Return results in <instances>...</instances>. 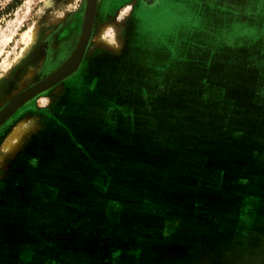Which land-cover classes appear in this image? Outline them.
I'll use <instances>...</instances> for the list:
<instances>
[{
    "label": "crops",
    "instance_id": "obj_1",
    "mask_svg": "<svg viewBox=\"0 0 264 264\" xmlns=\"http://www.w3.org/2000/svg\"><path fill=\"white\" fill-rule=\"evenodd\" d=\"M137 1L136 16L161 3ZM198 1L245 28L264 11V0ZM240 44L222 62L199 46L208 58L186 60L167 89L166 67L134 63L127 42L100 74L88 55L84 75L39 98L42 122L0 161V264H231L239 241L263 253L264 41ZM188 96L212 107L188 109Z\"/></svg>",
    "mask_w": 264,
    "mask_h": 264
},
{
    "label": "rangeland",
    "instance_id": "obj_2",
    "mask_svg": "<svg viewBox=\"0 0 264 264\" xmlns=\"http://www.w3.org/2000/svg\"><path fill=\"white\" fill-rule=\"evenodd\" d=\"M10 3H13V0H0V109L17 93L40 81L30 85L44 74V70L48 66L52 33L67 17L81 8L83 0H23L14 8L8 5ZM125 4L127 6L131 3ZM85 6L86 1L82 14H84ZM221 9V7L210 6L198 0H161L158 8L154 10H139L136 32L130 36L126 35V37L125 28L129 17L127 11L123 9L125 12L117 13L112 18H105L108 21L99 26H96L99 18L96 14L94 22L96 29H93L94 38L89 54H98V52L100 54V51L108 48L96 47L100 38L107 40L112 47H109L111 51H118V46H123L128 38V42L134 44L132 46L134 63L137 61L139 64L143 63L140 62V59L143 58H150L156 63L159 62L154 70L155 75L162 73L161 66L166 67L164 74L165 76L168 75V79H171L170 84L166 82V86L167 89H170L173 77L178 74L181 77L186 66V60L208 58L210 50L200 49L199 46L211 47L213 53L215 50L218 51L217 58L219 62H222L221 59L233 56L232 51L225 49L226 47L237 46L239 43H241L240 45H250L256 37L264 41L262 33L264 31V11L262 15L255 14L250 19H246L244 21L245 28L242 21L238 22L231 16V13L221 11ZM32 29H35V38L28 45L26 37L28 33L31 34ZM243 29L249 30L250 33H243ZM234 56L237 55L234 54ZM169 63L170 65H166ZM221 65L223 64H218L219 67ZM127 66V64H122L123 71L127 69ZM139 68L141 69L142 66ZM115 70L117 71L118 67H115ZM70 77L65 80L68 81ZM167 81L169 82V80ZM156 83L163 84L161 82ZM190 84L193 87V84ZM184 91L188 94L197 92L187 87ZM202 93L206 92L203 90ZM51 95L55 96L56 94ZM217 100L220 101L221 98H217ZM183 101L184 99H181L179 102L183 103ZM210 101V98H195L194 96L185 98L188 109L196 107L201 110V106L204 109H209L212 107ZM43 103L36 100L32 106L20 109L0 128V161L7 160L10 162L9 157L19 153L23 141L29 135L28 133L37 130V125L42 122L43 114L40 112L35 117V112L38 110L37 105L42 106ZM168 108L172 109L173 104ZM17 131L20 133L19 141L15 142L17 149L10 153L4 149V144ZM10 164L7 163L6 166L2 163L4 167L6 166V171ZM142 164L140 162V165ZM223 245L226 248V243ZM229 253L231 254V264H264V258L261 257L264 252L262 253L256 242H234L229 247ZM223 260L225 261V259L219 258V262Z\"/></svg>",
    "mask_w": 264,
    "mask_h": 264
},
{
    "label": "flooded vegetation",
    "instance_id": "obj_3",
    "mask_svg": "<svg viewBox=\"0 0 264 264\" xmlns=\"http://www.w3.org/2000/svg\"><path fill=\"white\" fill-rule=\"evenodd\" d=\"M85 1L86 0H83V4H82L81 8L77 12H75L74 14L67 17L66 20L54 30V33H52V37L50 40L51 48L49 51L48 66L44 70V74L39 79L33 81L30 85H32L36 81L41 80L51 70H53L57 66L61 65L62 62L65 61V59L68 58L70 56L71 52L74 50V47L76 46V43L78 41V38L80 37V33L82 30V23H83L82 10L84 8ZM125 3H126V1L120 2L118 4V6L115 8V1L114 0H98V4H97L98 13H97V15L99 16V18H98V21L96 23V26H99V25L103 24L104 22L108 21L105 19L107 17L112 18L117 13H121V12L123 13V12L127 11L129 17L127 18V20H128L127 26H126V28L124 27L125 31H126L125 37H126V35L130 36V34H135L136 31L133 32V28H134V23H135L136 17H138L135 14L136 9H138L137 8L138 1L136 0L133 3L132 7H129L128 5L125 6L126 5ZM123 9L125 11H123ZM103 19H105V20L102 22ZM93 38H94V34L92 35V37L90 39V43L86 47L85 57H84V60L80 66V69L78 70L77 73H75L72 76V78L75 77L76 75L80 74V73H82L84 75V73L87 71V70H85V72H84L83 66H84L85 59L88 58V55H90L89 52L92 50L91 46L93 44V41H92ZM127 42H128V38H127V41L125 40L123 46H121V45L118 46V51H111V50L105 49V50L100 51V54H99V52H98V54H94V53L91 54L92 56H95V58H94L95 60L93 61L95 63L94 65L99 64L98 70H96L95 72H92V74L96 75L97 71L100 74V69L102 66H104L103 65L104 63H101L103 60H106V59L111 60L114 58V56H118V55L122 54V51H123L124 47L126 46ZM85 69H88V68H85ZM69 79H71V77ZM69 79H68V81H69ZM68 81L63 80L62 82H60L59 84H57L53 88L49 89L47 92H44V93L38 95L36 98L27 102L25 105L20 107L2 126H4L20 109L25 108L27 106H32L36 102V100H38L39 98L45 97L46 95H49V94H53V91L55 89H57L58 87H60L62 85L64 86V84L68 83ZM35 113L38 114L40 112H35ZM35 116H37V115L35 114Z\"/></svg>",
    "mask_w": 264,
    "mask_h": 264
},
{
    "label": "bare ground",
    "instance_id": "obj_4",
    "mask_svg": "<svg viewBox=\"0 0 264 264\" xmlns=\"http://www.w3.org/2000/svg\"><path fill=\"white\" fill-rule=\"evenodd\" d=\"M92 3H93V0H86V6H85V10H84V14H83V25H82V30H81V33H80V37H79V39H78V42H77V44H76V46H75V48H74V50H73V52L71 53V55H74L73 57H72V61L70 62V64H72V63H74L73 65L75 66V68L72 70V71H70V72H68V73H63L64 74V76H63V80H65V79H67L68 77H70L71 75H73L74 73H76L77 72V70L80 68V66H81V64H82V62H83V60H84V57H85V49H86V46L90 43V39H91V37H92V33H93V29H94V22H95V19H96V14H97V7L98 6H95V9H94V13L92 14V16H91V18H90V12H91V10H92ZM98 4V2L96 1V5ZM87 25V26H86ZM84 27H85V31H84ZM84 31V32H83ZM82 32H83V36H81V34H82ZM28 33V32H27ZM26 33V34H27ZM25 34V35H26ZM29 36V37H28ZM28 37V38H27ZM27 37H26V39H28V41H26L27 42V44L29 45V44H31V42H33V40H34V38H35V29H32V32H31V34H27ZM81 39V40H80ZM78 44H79V50L80 49H82V53L81 54H79V51L78 50H76L77 49V47H78ZM27 45V46H28ZM81 45V46H80ZM96 47H111L110 45H109V43L107 42V40L106 39H104V38H100L98 41H97V43H96ZM112 48V47H111ZM75 52V54H73ZM70 55V56H71ZM69 56V57H70ZM69 57L65 60V61H67L68 59H69ZM64 61V62H65ZM62 65V64H61ZM60 65V66H61ZM60 66H58L54 71H56ZM72 66V65H71ZM54 71H52V73L54 72ZM52 73H50V74H52ZM50 74H48V75H50ZM47 75V76H48ZM46 76V77H47ZM45 77V78H46ZM45 78H43V79H45ZM42 79V80H43ZM41 81V80H40ZM38 83V82H37ZM36 84V83H35ZM35 84H33V85H35ZM33 85L32 86H30V87H28L27 89H25V90H23V91H21V92H19V93H17L16 95H18V94H21V93H24V92H26L29 88H31V87H33ZM49 90V89H48ZM47 90V91H48ZM46 91V92H47ZM15 95V96H16ZM15 96H13L7 103H6V105L4 106V107H2L1 109H0V122H1V120H5V118L6 117H8L12 112H13V110H15L17 107H15V108H10L11 107V102H12V100H13V98L15 97ZM24 101V100H23ZM20 104H23V103H20ZM19 106V105H18ZM10 108V109H9ZM24 124V123H23ZM17 130V129H16ZM25 131V130H24ZM19 139H20V133H18V131L16 132V133H14V134H12V136H10L9 137V139L6 141V143L4 144V149H6L8 152H10V153H12L13 151H15L16 149H17V145H16V143L15 142H18L19 141ZM15 140V141H14Z\"/></svg>",
    "mask_w": 264,
    "mask_h": 264
},
{
    "label": "water",
    "instance_id": "obj_5",
    "mask_svg": "<svg viewBox=\"0 0 264 264\" xmlns=\"http://www.w3.org/2000/svg\"><path fill=\"white\" fill-rule=\"evenodd\" d=\"M96 1L98 2V0H93L92 3V10L90 12V18L92 16V14L94 13V9L96 5ZM87 26V25H86ZM84 31H85V27H84ZM83 31V32H84ZM83 32L81 34V36H83ZM81 40V39H80ZM81 46V45H80ZM87 47V46H86ZM79 51V54L82 53V49L79 50V44L77 49ZM86 51V49H85ZM75 54V52L73 53ZM74 55H71L69 57V59L65 62L62 63V65L56 70L54 71L52 74L48 75L45 79L39 81L38 83H36L35 85H33V87L29 88L26 92L21 93L16 95L12 102H11V107L10 108H15L17 107L15 110H13V112L5 118V120H1L0 122V127L23 105H25L27 102H29L30 100L36 98L38 95L46 92L48 89L53 88L54 86H56L57 84H59L60 82L63 81V76L65 73H68L70 71H72L75 66L73 65L74 63L70 64V62L72 61V57ZM72 65V66H71ZM64 73V74H63ZM24 100V101H23ZM23 103V104H20ZM19 105V106H18ZM9 108V109H10ZM1 114V113H0Z\"/></svg>",
    "mask_w": 264,
    "mask_h": 264
},
{
    "label": "trees",
    "instance_id": "obj_6",
    "mask_svg": "<svg viewBox=\"0 0 264 264\" xmlns=\"http://www.w3.org/2000/svg\"><path fill=\"white\" fill-rule=\"evenodd\" d=\"M22 1L23 0H13V3H10L8 5L11 6L12 8H14V7L18 6L19 4H21ZM207 99H209V98H207Z\"/></svg>",
    "mask_w": 264,
    "mask_h": 264
}]
</instances>
